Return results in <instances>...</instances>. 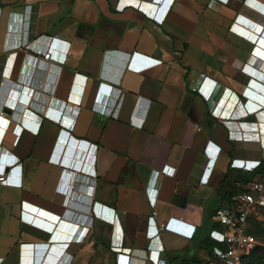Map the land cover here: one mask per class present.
Wrapping results in <instances>:
<instances>
[{"label":"crops","instance_id":"obj_1","mask_svg":"<svg viewBox=\"0 0 264 264\" xmlns=\"http://www.w3.org/2000/svg\"><path fill=\"white\" fill-rule=\"evenodd\" d=\"M2 174L0 264H205L264 185V0H0Z\"/></svg>","mask_w":264,"mask_h":264},{"label":"built area","instance_id":"obj_2","mask_svg":"<svg viewBox=\"0 0 264 264\" xmlns=\"http://www.w3.org/2000/svg\"><path fill=\"white\" fill-rule=\"evenodd\" d=\"M43 58L49 60V54ZM110 93L111 89L108 94ZM207 151L211 152L209 155H217L219 149L209 145ZM164 171L167 172L166 169ZM206 180L207 178L203 179L204 182ZM5 181L6 176L0 175V183ZM255 209L264 210L262 183L249 185L247 191L235 195L228 204L214 211L213 220L219 228L210 231L209 238L217 245L206 264H245L246 257L259 245L258 240L249 233V218ZM153 231L151 235L156 234L158 230L154 228Z\"/></svg>","mask_w":264,"mask_h":264},{"label":"rangeland","instance_id":"obj_3","mask_svg":"<svg viewBox=\"0 0 264 264\" xmlns=\"http://www.w3.org/2000/svg\"><path fill=\"white\" fill-rule=\"evenodd\" d=\"M249 229L250 232L258 239L259 245L261 247L259 252L264 255V210L256 209L253 212L249 221Z\"/></svg>","mask_w":264,"mask_h":264},{"label":"trees","instance_id":"obj_4","mask_svg":"<svg viewBox=\"0 0 264 264\" xmlns=\"http://www.w3.org/2000/svg\"><path fill=\"white\" fill-rule=\"evenodd\" d=\"M230 199V198H229ZM256 210V209H255ZM254 210V211H255ZM253 211V212H254ZM253 214V213H252ZM252 217V215H251ZM251 217L249 218V221L251 219ZM219 228V227H218ZM249 233L251 235H253L251 232H250V229H249ZM255 238L256 236L253 235ZM257 239V238H256ZM211 240V239H210ZM258 240V239H257ZM217 244L211 240V242L208 244V246L206 247L207 250L209 251V253L211 254L212 253V250L213 248L216 246ZM260 245L256 246L255 249L246 257V260H245V264H262L264 263V255L259 252L260 251ZM206 264V263H205Z\"/></svg>","mask_w":264,"mask_h":264}]
</instances>
